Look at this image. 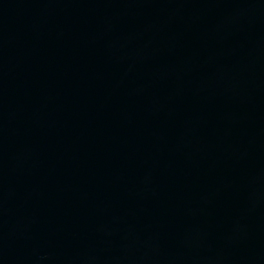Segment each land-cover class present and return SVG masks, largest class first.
I'll list each match as a JSON object with an SVG mask.
<instances>
[{
    "label": "water",
    "instance_id": "1",
    "mask_svg": "<svg viewBox=\"0 0 264 264\" xmlns=\"http://www.w3.org/2000/svg\"><path fill=\"white\" fill-rule=\"evenodd\" d=\"M0 264H264V0H40L0 78Z\"/></svg>",
    "mask_w": 264,
    "mask_h": 264
}]
</instances>
